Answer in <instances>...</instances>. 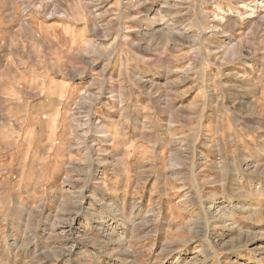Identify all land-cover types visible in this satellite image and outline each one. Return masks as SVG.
Returning <instances> with one entry per match:
<instances>
[{
	"label": "rangeland",
	"instance_id": "374dc122",
	"mask_svg": "<svg viewBox=\"0 0 264 264\" xmlns=\"http://www.w3.org/2000/svg\"><path fill=\"white\" fill-rule=\"evenodd\" d=\"M153 3L0 0V264H264V0Z\"/></svg>",
	"mask_w": 264,
	"mask_h": 264
},
{
	"label": "bare ground",
	"instance_id": "6f19581e",
	"mask_svg": "<svg viewBox=\"0 0 264 264\" xmlns=\"http://www.w3.org/2000/svg\"><path fill=\"white\" fill-rule=\"evenodd\" d=\"M126 1V5H128L129 7H132V8H134V10L135 9H138L139 10V12H142L143 13V18H141L140 20H138V23H140L142 26H144V27H149V28H151V29H154V28H156V26H158L157 25V23H162L163 22V24H166V22H164V17H162L161 15H158L159 13H158V11H156L155 10V7H154V3H153V1H155V0H125ZM49 3V2H48ZM123 4V3H122ZM157 5V4H156ZM166 5V4H165ZM164 6V5H163ZM121 8H122V6H121ZM164 8V7H163ZM241 8V7H240ZM162 12V11H161ZM252 14V13H251ZM255 12L253 13V18H255ZM227 16H229V15H226V17ZM50 17H52V15H48V18H50ZM115 18V17H114ZM118 18V17H117ZM96 17H95V26H94V28H93V31L92 32H94V33H103L105 36H107V37H109V36H111V27L110 28H105V27H103V28H101L102 26L101 25H99L98 24V20L96 21ZM258 19V22H263L264 21V19L263 18H257ZM226 19H224V21H225ZM165 21H166V19H165ZM168 21V20H167ZM94 22V21H93ZM106 23V22H105ZM108 23V22H107ZM112 23V22H111ZM114 24V23H113ZM112 24V25H113ZM106 25V24H105ZM109 25V24H108ZM114 26V25H113ZM171 26V25H170ZM107 27V26H106ZM172 27V26H171ZM167 28V27H166ZM173 28V27H172ZM174 29V28H173ZM103 31V32H102ZM113 31V30H112ZM161 31V30H160ZM140 34H141V32H139ZM173 34V33H172ZM219 35H221V32H219L218 33ZM217 34V35H218ZM167 36V35H166ZM175 36V35H174ZM181 36L180 35H178L177 36V39L179 40V41H182L181 39ZM116 42H117V39L115 40V42L113 43V47L111 48V50L113 49L114 50V48H115V45H116ZM242 46H240V48H241ZM87 49H91V50H93L94 51V49L96 50V48L94 47V45H92V44H87ZM110 53H111V51H110ZM104 71H106L105 69H104ZM182 72V71H181ZM104 73V72H103ZM184 75V74H183ZM186 75V74H185ZM182 78V77H181ZM185 78V77H184ZM136 79V78H135ZM260 79V78H259ZM137 81V80H136ZM182 82V81H181ZM83 94H85V96H84V100H83V102L86 104V105H91L92 104V102H93V97H91L87 92L86 93H83ZM93 94V93H92ZM114 95H115V93H114ZM82 96V95H81ZM117 96V95H116ZM124 96V95H123ZM113 98H115V97H113ZM97 100V99H96ZM124 99L120 96H118V98H117V100L115 99V102L116 103H118L119 105H120V107H125L124 105V101H123ZM79 102V101H78ZM95 103H97V102H95ZM107 105V104H106ZM116 105V104H115ZM111 109V108H110ZM109 109V110H110ZM117 109V108H116ZM74 110V109H73ZM123 110V109H122ZM78 111V110H77ZM81 111V110H80ZM111 111V110H110ZM78 113V112H77ZM124 113V112H123ZM90 117H91V115H90ZM72 118V117H71ZM79 119V118H78ZM80 120V119H79ZM89 120V119H88ZM75 121V120H74ZM81 121H82V119H81ZM77 122H79L78 120H77ZM96 122H98V121H96ZM86 123V122H85ZM88 124H90V123H88ZM77 125V124H76ZM94 125V123L92 124V126ZM95 125H96V130L95 131H97L99 134H100V136L101 137H103V139H104V142H106V143H110L111 142V140H112V136L108 133V131H107V129H106V127L102 124V123H95ZM88 126V125H87ZM74 128V127H73ZM93 128V127H92ZM77 129V128H76ZM81 130V129H80ZM92 129H90V131H91ZM76 131V130H75ZM92 132V131H91ZM78 137V136H77ZM81 139V138H80ZM77 144V143H76ZM85 144V143H84ZM103 144V143H102ZM78 146V145H77ZM84 146V145H83ZM93 146H95V145H93ZM82 147V146H81ZM78 149V148H77ZM80 149V148H79ZM78 149V150H79ZM96 149V148H95ZM84 150V149H83ZM89 151V150H88ZM96 152V151H95ZM88 154H90V153H88ZM88 156V155H87ZM103 156V155H102ZM89 159V158H88ZM117 164H121V160L120 159H117ZM74 168V167H73ZM68 169V168H67ZM94 171V170H93ZM90 178V177H89ZM98 183V182H97Z\"/></svg>",
	"mask_w": 264,
	"mask_h": 264
}]
</instances>
